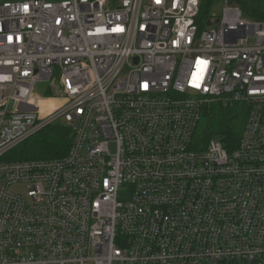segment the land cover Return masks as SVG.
<instances>
[{
	"label": "built area",
	"instance_id": "built-area-1",
	"mask_svg": "<svg viewBox=\"0 0 264 264\" xmlns=\"http://www.w3.org/2000/svg\"><path fill=\"white\" fill-rule=\"evenodd\" d=\"M223 3L0 0V264H264V21ZM52 124L64 155H12Z\"/></svg>",
	"mask_w": 264,
	"mask_h": 264
},
{
	"label": "trees",
	"instance_id": "trees-1",
	"mask_svg": "<svg viewBox=\"0 0 264 264\" xmlns=\"http://www.w3.org/2000/svg\"><path fill=\"white\" fill-rule=\"evenodd\" d=\"M214 1L219 0H200L199 16L196 21L199 27H203L208 22ZM225 1L239 6L246 17L255 21H264V0ZM243 109L244 107L240 104H233L228 107H219V105L215 104L210 107V110L203 116L199 125L200 142L206 144L210 139L214 138L226 143L228 147L234 146L245 121ZM44 131L47 132L39 136L35 135L36 137L33 136V144L30 146H27V141L25 142L26 144L24 143L25 150L19 154L20 157L26 156L28 159L53 158L66 153L70 144L69 128L58 124V126H53L51 129L47 128ZM51 148H57V152Z\"/></svg>",
	"mask_w": 264,
	"mask_h": 264
},
{
	"label": "rangeland",
	"instance_id": "rangeland-1",
	"mask_svg": "<svg viewBox=\"0 0 264 264\" xmlns=\"http://www.w3.org/2000/svg\"><path fill=\"white\" fill-rule=\"evenodd\" d=\"M223 5H224V3H223V1L222 0H219V1H214L213 3H212V7H211V11H210V14H214V15H219L220 13H221V9H222V7H223ZM204 26H207V23H205V25ZM48 82H39V83H37L36 84V86L34 87V93L37 95V96H40V97H42V96H47V97H49V98H51V96H53L56 92H57V90H58V88L55 86V85H48ZM46 88H48V90L49 91H47L46 92ZM54 100L53 99H43L42 101H41V103L42 104H50V105H52V102H53ZM239 125V124H238ZM238 125H237V127H238ZM53 126H58V125H54V124H52V125H49L48 126V128H50L51 129V127H53ZM45 129H47V128H45ZM44 129V130H45ZM43 130V132L41 131L38 135H36V136H39V135H42L43 133H45V132H47V131H44ZM35 136V137H36ZM34 138V137H33ZM33 138L31 137V138H29L28 140H27V146H30L31 144H33L32 143V141H33ZM29 141V142H28ZM26 144V143H25ZM25 144L23 143L21 146H19L18 148H16L13 152H12V155L13 156H16V155H18V154H21L24 150H25ZM51 149H54L56 152H57V148H51ZM67 151V150H66ZM61 155H63V154H61ZM60 155V156H61ZM23 158H28V157H26V156H23ZM15 191H19V192H25V190L27 189L26 188V186L25 185H18V186H14V188H13Z\"/></svg>",
	"mask_w": 264,
	"mask_h": 264
},
{
	"label": "bare ground",
	"instance_id": "bare-ground-1",
	"mask_svg": "<svg viewBox=\"0 0 264 264\" xmlns=\"http://www.w3.org/2000/svg\"><path fill=\"white\" fill-rule=\"evenodd\" d=\"M42 101V100H41Z\"/></svg>",
	"mask_w": 264,
	"mask_h": 264
}]
</instances>
